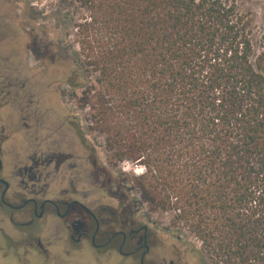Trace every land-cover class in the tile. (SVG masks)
Segmentation results:
<instances>
[{
	"label": "trees",
	"instance_id": "16d2710c",
	"mask_svg": "<svg viewBox=\"0 0 264 264\" xmlns=\"http://www.w3.org/2000/svg\"><path fill=\"white\" fill-rule=\"evenodd\" d=\"M70 2L71 96L110 159L213 264H264V24L228 0Z\"/></svg>",
	"mask_w": 264,
	"mask_h": 264
},
{
	"label": "flooded vegetation",
	"instance_id": "af4514ba",
	"mask_svg": "<svg viewBox=\"0 0 264 264\" xmlns=\"http://www.w3.org/2000/svg\"><path fill=\"white\" fill-rule=\"evenodd\" d=\"M2 1L3 257L8 255L7 259L20 264H175L157 251L162 242L152 226L136 215L125 214L121 200L117 204L106 202V193L90 190V148L82 146L81 157L74 150V111L60 100L57 82H44L49 69L43 66L36 38L8 35L9 15L2 9ZM71 75L66 82V97L73 103ZM52 83L57 85L54 92L50 90ZM7 247L22 252L8 254L4 252Z\"/></svg>",
	"mask_w": 264,
	"mask_h": 264
},
{
	"label": "rangeland",
	"instance_id": "374dc122",
	"mask_svg": "<svg viewBox=\"0 0 264 264\" xmlns=\"http://www.w3.org/2000/svg\"><path fill=\"white\" fill-rule=\"evenodd\" d=\"M17 1L19 4H15ZM228 1L234 2L240 12L247 13L253 19L256 41L264 24V0ZM1 3L2 9L7 10L9 15L8 35L36 38L43 66L49 69L44 82H57L60 100L64 104L68 103L74 111V150L81 157L82 146L90 148L88 165L90 190L99 195L106 193L108 195L104 196L106 202L117 204L121 200L125 214L136 215L141 222L152 226L162 242L157 251L172 259L175 264H213L200 250L199 243L193 236L179 227L170 225L168 213L149 211L132 182V176L141 174L143 168L128 161L118 163L111 160L110 153L104 148L103 137L87 127L88 108L80 109L75 101L73 103L67 101V78L75 71L71 48L73 36H65V32L71 30L72 23L73 6L70 0H4ZM55 86L57 87L56 84H51L52 92L55 91ZM75 124L81 127L80 130L76 129ZM83 128L87 137L85 143ZM80 161L81 158L76 162ZM140 168L142 171H139ZM109 176L111 179L108 181ZM4 252L20 254L22 250L7 247ZM2 254L3 250H0V264H20L18 261L7 259L8 255L3 257Z\"/></svg>",
	"mask_w": 264,
	"mask_h": 264
},
{
	"label": "bare ground",
	"instance_id": "6f19581e",
	"mask_svg": "<svg viewBox=\"0 0 264 264\" xmlns=\"http://www.w3.org/2000/svg\"><path fill=\"white\" fill-rule=\"evenodd\" d=\"M127 169H128V168H127ZM139 171H142V168H140Z\"/></svg>",
	"mask_w": 264,
	"mask_h": 264
}]
</instances>
